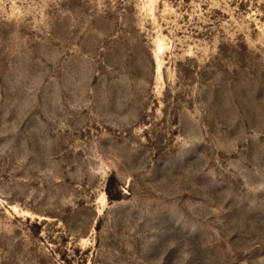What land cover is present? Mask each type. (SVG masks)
<instances>
[{
  "label": "rangeland",
  "instance_id": "1",
  "mask_svg": "<svg viewBox=\"0 0 264 264\" xmlns=\"http://www.w3.org/2000/svg\"><path fill=\"white\" fill-rule=\"evenodd\" d=\"M0 264H264V0H0Z\"/></svg>",
  "mask_w": 264,
  "mask_h": 264
},
{
  "label": "bare ground",
  "instance_id": "2",
  "mask_svg": "<svg viewBox=\"0 0 264 264\" xmlns=\"http://www.w3.org/2000/svg\"><path fill=\"white\" fill-rule=\"evenodd\" d=\"M159 49H161V47L159 46Z\"/></svg>",
  "mask_w": 264,
  "mask_h": 264
}]
</instances>
